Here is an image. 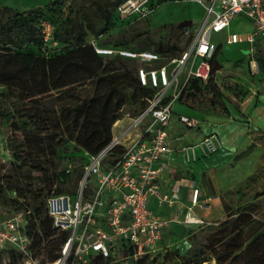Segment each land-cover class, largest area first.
I'll return each mask as SVG.
<instances>
[{
	"label": "trees",
	"instance_id": "obj_1",
	"mask_svg": "<svg viewBox=\"0 0 264 264\" xmlns=\"http://www.w3.org/2000/svg\"><path fill=\"white\" fill-rule=\"evenodd\" d=\"M121 1L50 0L45 7L23 10L0 5V94L6 99L33 98L24 106L11 101L20 140L11 142L9 147L14 159L18 161L12 162L14 170L19 179L25 182L19 180L3 183L0 179V199L16 210L32 211L27 234L31 238L32 251L37 250H34L33 256L43 252L40 260L42 264L54 261L60 256L61 245L68 237V232L52 226V221L44 209V201L41 203L39 200L42 189L34 188L27 182L26 177L31 178V170L44 174L45 171L49 173L53 170L46 194L53 182L59 181L61 177L63 180L58 182L57 191L73 192L83 161L110 140L115 121L125 111L136 112L141 109L145 103L144 97L150 96L153 91L137 82L135 71L138 65L134 60L119 55L105 59L94 51L89 42L90 36L96 41L100 34L108 32L107 36H112L118 18L116 6ZM164 1L168 0H161L160 3ZM54 18L58 19L57 26ZM43 19L53 26L55 45L45 46L43 42L40 28ZM122 25L127 26L129 22ZM180 29L183 30V27ZM133 30L131 28L130 33L117 32L112 41L97 42L100 45L111 44L134 50L149 49L163 56L176 57L185 50L190 40L187 37L185 44L179 47L177 44H170L168 40H144L140 33H134ZM29 48L36 52L27 51ZM219 48L220 44L211 59L212 73L217 69L213 60ZM259 67H264V64L259 63ZM83 87H87L85 94L79 90ZM181 97L189 96L184 92L179 99ZM67 100H72L73 104L62 106L61 114L58 113L56 106ZM61 118L68 120L67 124L70 122L69 125H73V153L80 154V158L67 156V161L74 165L72 174H65L64 167L55 171L60 161L59 146L67 142V138L63 136ZM72 179L73 186L67 187L66 183ZM8 190L13 191V196L7 194ZM226 208L224 206L227 211ZM254 210L256 209L251 201L237 208L239 229L233 252V233L230 234V230L235 231L237 224L218 226L217 230L224 234L220 237V242L210 245L215 252L216 264H264V221L254 217ZM54 235L57 236L55 240L41 246L45 239ZM7 251L11 264H16L22 257L17 250L10 248ZM149 258L145 254L135 263L128 264H172L173 259L178 264H210L213 253L192 243L182 252L178 249H166L150 261ZM88 264L119 262L94 255L89 257Z\"/></svg>",
	"mask_w": 264,
	"mask_h": 264
},
{
	"label": "built area",
	"instance_id": "obj_2",
	"mask_svg": "<svg viewBox=\"0 0 264 264\" xmlns=\"http://www.w3.org/2000/svg\"><path fill=\"white\" fill-rule=\"evenodd\" d=\"M160 1L122 0L116 12L125 24L145 16ZM194 1L202 4L204 15L195 27L190 24L183 28V34L190 40L179 56L100 45L93 37L89 39L97 54L139 60L136 80L153 91L144 97L141 109L125 111L116 120L125 119V123L112 130L110 140L83 161L73 192L57 191L63 177L51 185L44 197V209L52 226L67 231L68 237L61 245L60 256L43 264H78L94 255L111 257L117 248L127 249V263H135L142 255L150 258L156 255L152 253L171 223H203L190 213L199 202V190L195 186L191 205L183 215L181 210L160 214L152 207L171 208L178 200V183L168 190L161 187L166 156L170 152L182 151L189 162L197 158L198 152L208 155L222 144L219 135L210 132L193 144L174 146L173 140H180L182 135L171 136L168 132L172 106L186 92L192 78L198 79L201 89L208 87L212 80L215 82L211 59L217 44L211 38L212 33L226 31L224 42L227 44H246L249 69L252 73L259 71V63L264 61V0ZM238 16L249 20L252 29L229 31L231 21ZM40 28L45 46L55 45L52 24L43 19ZM177 117L187 128L200 125L196 117L184 114ZM73 170V163L67 161L64 173L72 174ZM31 214L30 209H19L0 216V249L9 247L20 252L18 264H42L33 256L27 234Z\"/></svg>",
	"mask_w": 264,
	"mask_h": 264
},
{
	"label": "rangeland",
	"instance_id": "obj_3",
	"mask_svg": "<svg viewBox=\"0 0 264 264\" xmlns=\"http://www.w3.org/2000/svg\"><path fill=\"white\" fill-rule=\"evenodd\" d=\"M48 2L34 6V8L45 7ZM204 15V8L201 3L194 0H178V1H164L158 5H155L153 9L143 17L133 18V21L129 22V25L123 26L121 18H117L115 26L113 28L112 36L108 37L107 33L97 36V41L104 43L107 40L114 39L117 32L125 31L130 33V29L133 28V32L141 34V38L146 40H155L158 42H168L171 44H177L182 47L185 44L186 36L183 34L182 29L179 27V22L183 20H190L191 27H195ZM185 17V18H184ZM55 25L58 24V19H53ZM131 20V19H130ZM119 22H122L121 24ZM118 24V25H117ZM184 28V27H183ZM112 31V30H111ZM91 38V36L89 37ZM211 38L215 39L214 34H211ZM217 41V39H215ZM135 43V42H134ZM232 54H229L223 50V45H220L219 50L213 60V64L217 67L214 71V80L208 84L207 88L201 89L198 93L191 95L190 97H181L175 102L172 109V114L187 113L197 116L200 120V124L208 122L207 119H211L210 115H231L232 117H244L242 115V108L246 104L252 105L255 99L261 92H264V67H260L259 71L252 73L249 70L246 58L242 55L239 57L233 56L238 53L236 47H230ZM27 51L36 52L35 49L29 48ZM108 59V56H104ZM137 65L141 64L139 60L135 61ZM87 87H83L80 93L85 94ZM2 87L0 86V91ZM33 98L28 100H18L14 98L6 99L0 94V179L1 182L14 183L16 181H23L17 176L14 165L12 162L18 163L12 155V150L9 144L14 141L20 140V134L18 130V122L13 117V107L11 101H14L19 106H24ZM72 100H67L56 106L57 112L61 114L62 106L72 105ZM209 115V116H208ZM63 126V136L67 138V142L59 146L60 161L57 164L55 171L61 170L67 162V156H76L80 158L79 153H73L74 144L72 138L73 125L68 120L61 118ZM67 124V125H66ZM258 145L255 144L252 151L244 158L236 156L241 164L237 167V182L228 191L222 193V201L225 202L227 214L236 213L237 208L246 202H253L254 217L264 221V136H257ZM257 143V142H256ZM250 144V143H249ZM249 144L244 145L240 151L245 150ZM246 145V146H245ZM79 160V159H77ZM24 168H27L24 166ZM53 170L45 171V174L40 171H30L31 178L26 177L34 188H41V195L39 200L41 203L44 201L45 194L49 180L51 179V173ZM245 174V175H244ZM50 177H47V176ZM74 180L67 182V186H72ZM8 195L13 196V191L8 190ZM26 205L30 206V203ZM16 208L11 204L4 202L0 199V216L10 215ZM218 225L213 227L210 232L215 238H220L222 234L217 230ZM209 235L207 238L211 237ZM57 236H51L45 239L41 246L46 245L48 242L55 240ZM198 241L206 242L208 245H212L215 241L207 242L206 238L202 239L196 237ZM217 246V244H215ZM6 247L0 249V264H11V258L8 255ZM34 249V248H33ZM35 250V249H34ZM32 251L34 254L35 251ZM164 252V251H163ZM162 252V253H163ZM129 251L125 248H117L114 252V256H111L113 261L119 262V264H128L127 258ZM156 253V252H155ZM152 253V254H155ZM154 256V255H152ZM156 256V255H155ZM36 258L40 261L43 258V252L40 251ZM152 258V257H151ZM149 258V261L150 259ZM20 260L16 262L18 264ZM89 259L85 262L78 264H88ZM172 264H178L175 259L171 261ZM210 264H216L212 261Z\"/></svg>",
	"mask_w": 264,
	"mask_h": 264
},
{
	"label": "crops",
	"instance_id": "obj_4",
	"mask_svg": "<svg viewBox=\"0 0 264 264\" xmlns=\"http://www.w3.org/2000/svg\"><path fill=\"white\" fill-rule=\"evenodd\" d=\"M48 1L50 0H0V5L23 10L34 8V6ZM251 29L250 21L243 16L235 17L229 26V31ZM225 34L226 31L214 34L217 41L213 40L217 46L218 44L223 45V50L229 54H232V49H234L230 47L234 46L238 53L233 56L239 57L243 55L247 61L246 44H227L224 42ZM260 63L264 64V61ZM242 113L244 117L208 115L211 119H207L208 122L200 124L196 128H187L181 125L177 119L179 114L171 115L169 134L171 136L182 135L180 140H173L174 146L193 144L210 132H216L222 144L217 151L211 154L202 155L198 152L197 158L189 162L185 160V156L180 150H173L166 156L167 167L162 173L161 187L164 190H168L171 185L178 183V200L171 208L166 206L158 208L154 205L152 207L160 214L179 212L181 210L183 215L186 207L191 205L192 187L195 186L199 190V202L191 208L190 213L192 217L202 219L203 223H171L155 247L156 255L162 254L166 249H178L182 252L194 243L211 251L213 253L212 261H215L213 247L206 244V242L198 241L196 237L206 238L207 242L215 241L218 243L221 239L211 235L210 230L216 225L236 223L237 228L235 231L230 230V234L233 233L231 244L233 252V245L239 229V219L236 213H232L229 216L226 215L225 202L222 201L221 196L224 191L230 190L237 182V167L241 164V159L245 157H240V161L236 159V156L241 152L240 150L244 148L242 144L254 142L258 145L257 136H264V92L258 95L252 105L246 104L242 108ZM180 114L197 118L193 114L183 112ZM124 123L125 119L115 121L112 130ZM209 235L211 237L207 238ZM230 259L231 256L227 260L228 263Z\"/></svg>",
	"mask_w": 264,
	"mask_h": 264
},
{
	"label": "water",
	"instance_id": "obj_5",
	"mask_svg": "<svg viewBox=\"0 0 264 264\" xmlns=\"http://www.w3.org/2000/svg\"><path fill=\"white\" fill-rule=\"evenodd\" d=\"M190 24H191L190 20H183V21L179 22L178 25H179V27H185V26H189ZM200 90H201V86H200L198 79L192 78L190 80V83L187 86V90H186L185 94H186V96H190V95H193L195 93H198ZM254 145H255V143L251 142L245 150H243L242 152H240L237 155V157H243V156H246L247 154H249L252 151Z\"/></svg>",
	"mask_w": 264,
	"mask_h": 264
}]
</instances>
